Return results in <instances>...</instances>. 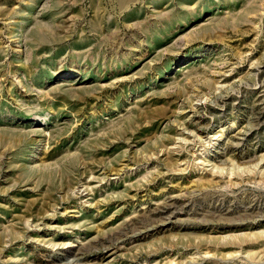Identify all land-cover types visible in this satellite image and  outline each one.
I'll return each mask as SVG.
<instances>
[{
    "label": "rangeland",
    "instance_id": "rangeland-1",
    "mask_svg": "<svg viewBox=\"0 0 264 264\" xmlns=\"http://www.w3.org/2000/svg\"><path fill=\"white\" fill-rule=\"evenodd\" d=\"M0 264H264V0H0Z\"/></svg>",
    "mask_w": 264,
    "mask_h": 264
}]
</instances>
